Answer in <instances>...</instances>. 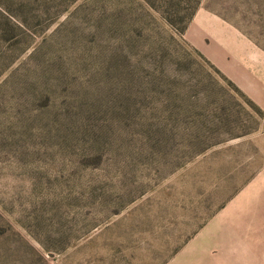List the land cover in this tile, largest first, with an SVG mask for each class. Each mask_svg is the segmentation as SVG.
Wrapping results in <instances>:
<instances>
[{
  "label": "rangeland",
  "instance_id": "374dc122",
  "mask_svg": "<svg viewBox=\"0 0 264 264\" xmlns=\"http://www.w3.org/2000/svg\"><path fill=\"white\" fill-rule=\"evenodd\" d=\"M264 0H0V264H264Z\"/></svg>",
  "mask_w": 264,
  "mask_h": 264
},
{
  "label": "crops",
  "instance_id": "0c3cea01",
  "mask_svg": "<svg viewBox=\"0 0 264 264\" xmlns=\"http://www.w3.org/2000/svg\"><path fill=\"white\" fill-rule=\"evenodd\" d=\"M241 201H245L252 208L254 207L256 209L255 211L264 209V183L261 181L252 186L243 195Z\"/></svg>",
  "mask_w": 264,
  "mask_h": 264
}]
</instances>
